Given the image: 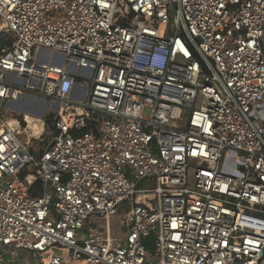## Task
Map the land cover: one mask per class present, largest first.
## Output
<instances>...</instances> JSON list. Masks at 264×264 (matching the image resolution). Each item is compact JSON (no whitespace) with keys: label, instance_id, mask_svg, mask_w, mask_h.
<instances>
[{"label":"built area","instance_id":"1","mask_svg":"<svg viewBox=\"0 0 264 264\" xmlns=\"http://www.w3.org/2000/svg\"><path fill=\"white\" fill-rule=\"evenodd\" d=\"M0 180L35 264H264V0H0Z\"/></svg>","mask_w":264,"mask_h":264},{"label":"rangeland","instance_id":"2","mask_svg":"<svg viewBox=\"0 0 264 264\" xmlns=\"http://www.w3.org/2000/svg\"><path fill=\"white\" fill-rule=\"evenodd\" d=\"M31 107L36 108V110L32 111L34 114H46L45 109L47 108L45 105H42L40 103L33 104ZM52 107H49L51 109ZM6 111V113H9L8 109H6V106L4 105L2 108V112ZM151 109L149 107H146L143 111V117L148 118L150 115ZM47 117V116H45ZM46 119V118H45ZM34 145L38 147L39 142L34 141ZM229 157V155H228ZM227 157V158H228ZM130 179H133L132 176H129ZM1 181V180H0ZM120 221L119 218L113 219L111 222V228L113 231V234L116 238L123 235V229L119 226ZM86 234V227H84L82 236ZM62 249L58 247H54L51 251V253H63ZM35 255L30 252H18V251H11V250H0V264H35Z\"/></svg>","mask_w":264,"mask_h":264},{"label":"trees","instance_id":"3","mask_svg":"<svg viewBox=\"0 0 264 264\" xmlns=\"http://www.w3.org/2000/svg\"><path fill=\"white\" fill-rule=\"evenodd\" d=\"M51 120H52V116L51 115H49V116L46 117V123L47 124H50L51 123Z\"/></svg>","mask_w":264,"mask_h":264},{"label":"bare ground","instance_id":"4","mask_svg":"<svg viewBox=\"0 0 264 264\" xmlns=\"http://www.w3.org/2000/svg\"><path fill=\"white\" fill-rule=\"evenodd\" d=\"M228 155H229V157L227 158L226 165H228V160L231 158V154L229 153ZM229 169H230V168H229Z\"/></svg>","mask_w":264,"mask_h":264},{"label":"water","instance_id":"5","mask_svg":"<svg viewBox=\"0 0 264 264\" xmlns=\"http://www.w3.org/2000/svg\"><path fill=\"white\" fill-rule=\"evenodd\" d=\"M41 116V115H40ZM44 143H47V137L44 138Z\"/></svg>","mask_w":264,"mask_h":264}]
</instances>
